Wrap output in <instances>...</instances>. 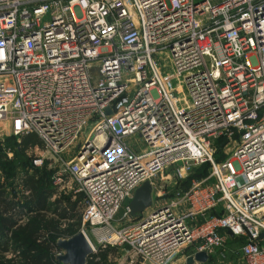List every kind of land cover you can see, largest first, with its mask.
Returning <instances> with one entry per match:
<instances>
[{
	"label": "built area",
	"instance_id": "built-area-1",
	"mask_svg": "<svg viewBox=\"0 0 264 264\" xmlns=\"http://www.w3.org/2000/svg\"><path fill=\"white\" fill-rule=\"evenodd\" d=\"M27 134L43 150L26 149L29 173L52 170L56 194L73 184L88 244L85 226L126 264H170L240 239L237 262L215 263L264 264V0H0V183L16 203L28 190L3 165L7 140ZM203 165L173 200L133 223L125 206L113 226L142 182L159 200Z\"/></svg>",
	"mask_w": 264,
	"mask_h": 264
},
{
	"label": "trees",
	"instance_id": "trees-1",
	"mask_svg": "<svg viewBox=\"0 0 264 264\" xmlns=\"http://www.w3.org/2000/svg\"><path fill=\"white\" fill-rule=\"evenodd\" d=\"M224 142L219 139L215 143V161L224 158L220 153ZM40 144L34 134L22 136L17 147L20 160L24 159L28 147ZM26 165L29 166L27 160L20 167ZM28 166L20 178V183L28 190L21 203L10 199L5 184L0 183V264H59L56 257L59 248L55 242L76 234L74 228L81 224V198L56 194L57 189L50 180L53 172L47 171L45 166L29 173ZM201 167L203 171L194 175H206L207 165ZM231 240L242 243L240 239ZM114 251L97 247L86 264H107V257Z\"/></svg>",
	"mask_w": 264,
	"mask_h": 264
},
{
	"label": "rangeland",
	"instance_id": "rangeland-1",
	"mask_svg": "<svg viewBox=\"0 0 264 264\" xmlns=\"http://www.w3.org/2000/svg\"><path fill=\"white\" fill-rule=\"evenodd\" d=\"M156 62L159 66V68L162 70L165 71V73H171V69L167 66V59H166V55L165 54H161L159 56V58H156ZM176 81L175 80H172V84H174ZM183 94H185V89L183 88ZM21 140V139H20ZM125 142L126 144L133 148L134 151H141V149H143L144 147H146V142H143L142 141H134L133 139L131 138H126L125 139ZM19 143L18 141L15 139V138H9L7 140V148L10 150V151H13V157L12 159L4 162V165H3V168H4V176L7 180V183L10 184V187L11 189L13 190L15 187L14 185L12 184L13 183V180H15V178L19 175V174H22L24 170L27 169V166H24V168L20 167V165H23V162L25 160H27L29 162L30 160V157H31V153L30 151H26V153L24 154L22 161L20 160V155H19V151L17 149ZM37 152H42V148L41 146L39 145ZM203 167H199L197 169H194L193 170V173L191 175H187L184 179L182 180H176L174 182L173 185H171L169 188H167L166 186H164V188L162 189V192H159V200H156L154 199V194L157 192L156 190L153 191V194H151V204L148 208H146L142 213H141V216L147 214L148 212H150L151 210L155 209L156 206H159L160 203H165V202H170L171 200H173V198L180 194L181 192H184L185 190H187L188 188L191 187V184L194 182V181H198L200 179H203L206 175H207V169L206 170V175L205 176H196V174L194 175V173H201L203 171ZM47 171H50V172H53L52 170H49L47 168ZM53 174V173H52ZM171 176L172 175V171L171 170H165L161 173V175H158L157 176V179H156V189L159 188V185L161 184H164L163 183V180L165 181V179L167 178V176ZM194 175V176H192ZM65 181L67 182L68 181V178L65 179ZM162 181V183H161ZM172 180H170L171 182ZM70 182V181H69ZM173 183V182H171ZM73 185V184H72ZM70 184V186H68L69 188H66V189H63V190H59V194H61L62 196H65L67 198H72V199H75L73 197V186ZM128 203V201H127ZM127 204L123 203L120 207V209L115 213V215L113 216V221H112V224L113 226H117L118 223H119V220L122 218L121 217V214L124 212L125 210V206ZM139 218H133V217H127L125 219H123V222L127 223V222H130V223H133V222H136ZM85 234H87L88 238H89V242L90 244L92 245L93 249H96L97 247H99L97 245V241H96V238H94L92 236V234L89 233L87 227L85 226ZM74 230L76 231V233L80 232L81 231V224L79 226H76L74 228ZM241 247V242L238 241V240H230L228 242H226L224 245H223V248H219V249H215L213 251H210L209 253V256H208V259L207 261L204 263V264H216V260L218 257L222 256L223 260L226 262V261H233V262H237L238 261V249ZM101 248V247H99ZM106 248V250L108 251V249H114V253L111 254L107 257V264H126L125 260L129 257V255L125 254V249H123V247H119V246H114L112 248H107L106 246L104 247ZM103 249V248H102ZM58 253L62 254L63 251L61 249H59ZM57 253V254H58ZM192 253V247H188L186 248L185 250L181 251L180 253H178L176 256H174L171 260H170V264H182V261H183V258L184 257H187L189 256L190 254ZM59 263V262H58ZM60 264V263H59ZM133 264H137L136 262H134ZM184 264V263H183ZM199 264V263H197Z\"/></svg>",
	"mask_w": 264,
	"mask_h": 264
},
{
	"label": "water",
	"instance_id": "water-1",
	"mask_svg": "<svg viewBox=\"0 0 264 264\" xmlns=\"http://www.w3.org/2000/svg\"><path fill=\"white\" fill-rule=\"evenodd\" d=\"M110 111L107 109L104 111V115H108ZM108 141H105L101 146L103 151ZM151 186L147 181L142 182V185L138 187L129 199L126 210L128 216L136 218L144 209L148 208L151 204L150 199ZM259 237H264L262 232ZM56 247L63 251L62 254H58L57 260L60 264H86L87 258L94 253L90 249V246L86 240V237L82 231L72 235L69 238H58L55 242ZM206 254L203 251L194 253L193 256H187L184 264H204L206 261Z\"/></svg>",
	"mask_w": 264,
	"mask_h": 264
},
{
	"label": "bare ground",
	"instance_id": "bare-ground-1",
	"mask_svg": "<svg viewBox=\"0 0 264 264\" xmlns=\"http://www.w3.org/2000/svg\"><path fill=\"white\" fill-rule=\"evenodd\" d=\"M87 239H88V241H90L88 237H87ZM89 243H90V242H89ZM89 245L92 247V245H91V244H89Z\"/></svg>",
	"mask_w": 264,
	"mask_h": 264
}]
</instances>
